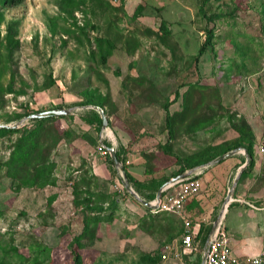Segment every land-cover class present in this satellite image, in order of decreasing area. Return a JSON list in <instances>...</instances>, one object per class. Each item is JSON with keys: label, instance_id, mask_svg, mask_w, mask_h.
Returning <instances> with one entry per match:
<instances>
[{"label": "rangeland", "instance_id": "374dc122", "mask_svg": "<svg viewBox=\"0 0 264 264\" xmlns=\"http://www.w3.org/2000/svg\"><path fill=\"white\" fill-rule=\"evenodd\" d=\"M0 12V124L18 129L0 135V264H199L205 243L158 258L185 223L165 206L146 214L129 186L151 202L160 190L175 193L179 184L163 189L188 171L178 172L185 159L233 141L245 125L253 154L233 149L204 164L201 206L186 214L214 225L232 192L224 218L232 247L264 251V0H20ZM87 100L101 103L106 129L86 121L98 111ZM56 108L73 113L41 127L29 118ZM35 128L34 161L13 178L4 163L31 148L24 134ZM104 141L125 158L122 169ZM138 159L146 173L129 181L125 168ZM50 162V184L26 185ZM90 191L100 196L82 203Z\"/></svg>", "mask_w": 264, "mask_h": 264}, {"label": "trees", "instance_id": "16d2710c", "mask_svg": "<svg viewBox=\"0 0 264 264\" xmlns=\"http://www.w3.org/2000/svg\"><path fill=\"white\" fill-rule=\"evenodd\" d=\"M20 0H0V8L1 6H6V5H12L15 3H18ZM61 3H63L66 6H73L74 4V0H61ZM141 9V5L138 7L137 9V13L138 11ZM202 12H204V10H201ZM2 12H0V16H2ZM9 37L12 39V34L9 35ZM211 36H209L210 38ZM106 40H101V42H104ZM100 44V47L103 48V44ZM209 42V39L206 40V42L204 43V45L201 47V52H203L206 49V44ZM111 42H108L106 44V46L103 49V59L106 60V56L109 55L112 52V48L110 47ZM4 47V42L3 40L0 38V76H1V65H2V48ZM90 103H94L95 105H101L100 102H93L91 100H87L85 102H83V104H90ZM169 103L166 106V118L168 120L171 119V113L169 111ZM93 115L92 117H86V121L89 122L90 124H97L98 128L100 130V127H102L103 125V120L102 117L100 115V113L96 110L92 111ZM63 116V115H62ZM57 117L56 115H51V116H46V117H41V118H34L33 120L37 123V125L39 127L42 126V124L47 121L49 118H55ZM167 120V121H168ZM38 127V128H39ZM239 132H240V136L236 139H234L231 142H224L212 147H208L207 149H204L202 151L197 152L195 155H192L191 158L189 159H185V162L183 161L184 164L181 165L180 169H179V173H183L189 169H193L195 167H198L200 165H204V164H208L210 163L212 160L217 159V158H221L220 160H223L222 157L228 153L229 151L233 150V149H238V148H245L247 150V152L249 154H253V142H254V132L253 130H251V128L249 127V125H245L242 127L238 128ZM18 129L16 128H8V127H0V135L1 134H8V133H15L17 132ZM37 128L33 129L32 131H26V133L24 134V142L25 144H31V148L29 150H26V148H22L19 147L13 154V156L11 157V159H9L8 161H6L4 163V165L7 167V169L11 172V175L13 176V178H17L18 174L22 171V166H29L30 164H32V162L34 161V148L38 146V144L32 140V136L36 133ZM105 146H109V143L104 141L103 143ZM167 145V144H166ZM212 151V152H211ZM116 154L118 156V159L123 163H125V158L121 155V153H119L116 150ZM110 161L112 163L113 166H115V163L113 161V158L110 157ZM55 164L54 162H50L48 165L42 166L41 168H39L37 170V172L34 174L33 177H29L27 178L26 185H30V184H34V185H38V186H45L47 184H50V182L53 181V168H54ZM125 168V166H124ZM247 173V170L243 171L242 173V177H244ZM125 174L126 177L129 181H135L136 179L131 175V173H129V171H127V169L125 168ZM168 180V179H166ZM78 186H76V190H77ZM88 197L84 198L82 200V203L87 204L89 202H93V200H95V198H98L100 195H97V193H93V192H89L88 193ZM99 200H103V199H99ZM193 207H197V209L199 208V204L198 202H195V200L193 199V202L191 204L190 208ZM88 224L86 223V226ZM212 228V225H210L209 227H206L204 224L201 227V232H200V238L202 240V243L204 244L207 240L208 237V233L210 232ZM185 231H183L184 233ZM159 259L161 258V254L158 256ZM201 259H202V255L200 257V262L199 264H201Z\"/></svg>", "mask_w": 264, "mask_h": 264}, {"label": "built area", "instance_id": "2783aa9c", "mask_svg": "<svg viewBox=\"0 0 264 264\" xmlns=\"http://www.w3.org/2000/svg\"><path fill=\"white\" fill-rule=\"evenodd\" d=\"M103 146L107 148L104 144ZM126 163L129 164L130 161L127 160ZM176 184H179V187L175 190V193L157 199L154 201L155 203L153 202L159 207L165 206L170 211L175 212L182 217L185 223V232L181 243L175 241L165 245L161 253V258L164 261L172 258L180 259L183 253L196 254L202 244L200 238L202 224L200 222L191 224L186 214V203L200 192L199 180L191 174L179 176L173 184L164 187L163 191L175 187ZM224 218L225 213L216 228L208 234L203 248V255H205L204 264H264V251L258 254L242 255L234 250Z\"/></svg>", "mask_w": 264, "mask_h": 264}, {"label": "water", "instance_id": "95a60500", "mask_svg": "<svg viewBox=\"0 0 264 264\" xmlns=\"http://www.w3.org/2000/svg\"><path fill=\"white\" fill-rule=\"evenodd\" d=\"M93 108L97 109L100 113H101V117H102V120H103V129H106L108 127V119L103 111V109L100 107V106H93ZM73 113V108H56V109H51V110H46V111H43V112H39V113H34V114H31L29 115V118H41V117H46V116H51V115H56V116H59V115H68V114H71ZM2 126H7V125H4V124H0V127ZM107 149L110 151V154L113 158V161L115 163V166L118 168V169H122L123 167V163L118 159V156L116 154V151L113 147H110V146H106ZM244 151L247 153V150L244 149ZM237 153V150H232L228 153H226L222 158L224 157H229V156H232L234 154ZM246 167V165L242 166L238 173H237V176H236V179H235V182H234V187L236 186L240 176L242 175L243 171H244V168ZM195 170L194 169H191L189 171H187L185 174H183V176L185 175H190L193 171ZM126 175V174H125ZM129 190L130 192L139 200L141 201L142 203H144L145 205H148V206H151V207H155L156 208V205L154 203H152L151 201H146L144 199H142L139 194L131 187L129 186ZM231 193L230 192L226 198V203L225 205L223 206V209H222V213L220 215V217L216 220V222L214 223L213 225V228L212 230H214L218 224V222L220 221V219L222 218V216L224 215V213L227 212V209H228V206H229V203H230V198H231ZM161 194H162V190H160L158 193H157V198L160 199L161 198ZM205 262V255H203L202 257V264H204Z\"/></svg>", "mask_w": 264, "mask_h": 264}, {"label": "crops", "instance_id": "0c3cea01", "mask_svg": "<svg viewBox=\"0 0 264 264\" xmlns=\"http://www.w3.org/2000/svg\"><path fill=\"white\" fill-rule=\"evenodd\" d=\"M230 157V156H229ZM139 161V164H137V165H135V166H133L132 168H131V173L133 174L132 176L134 177V178H136V179H139V178H142V176H143V174L144 173H146V169H145V167L143 166V164H142V161L140 160V159H138ZM223 160H221L220 162H222ZM181 167V166H180ZM204 168H205V166L204 165H202V166H198V167H195V170L191 173V175H194V176H197V175H199V174H202L203 172H204ZM194 169V168H193ZM104 170V169H103ZM189 171V170H188ZM104 174H107L105 171H104ZM208 177H209V173H206V175L203 177V179H205V180H208ZM193 199L195 200V202H198V204L201 206V201H200V197H198V195L197 196H195V197H193V198H191L187 203H186V207L188 208V210H193L194 208L195 209H197V207H193V208H190L191 207V204H192V202H193ZM144 200H146V199H144ZM146 201H150V200H146ZM153 203V202H152ZM137 204V203H136ZM138 204H140V203H138ZM139 206H145V213L146 214H150L151 213V206H148V205H145L144 203H142L141 202V205H139ZM227 211H228V209H227ZM227 213V212H226ZM179 219H181L178 215H176ZM212 228H213V225H212ZM212 228H211V230H212ZM210 230V231H211ZM184 231H185V229H184ZM210 233V232H209ZM208 233V234H209ZM183 234L184 233H181V241H182V237H183ZM175 241H178V242H180L181 243V241H179V238H177V237H175L173 240H171L170 242H167L166 244H169V243H173V242H175ZM165 244V245H166ZM165 247V246H164ZM164 249V248H163ZM235 250V249H234ZM163 251V250H162ZM236 251V250H235ZM238 254H246V253H240V252H238V251H236ZM162 253V252H161ZM160 253V254H161Z\"/></svg>", "mask_w": 264, "mask_h": 264}, {"label": "bare ground", "instance_id": "6f19581e", "mask_svg": "<svg viewBox=\"0 0 264 264\" xmlns=\"http://www.w3.org/2000/svg\"><path fill=\"white\" fill-rule=\"evenodd\" d=\"M155 203V202H154Z\"/></svg>", "mask_w": 264, "mask_h": 264}]
</instances>
